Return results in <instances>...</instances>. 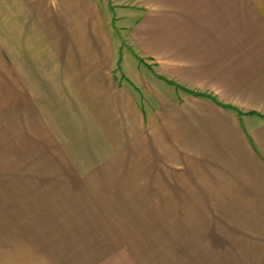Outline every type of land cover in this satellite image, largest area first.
<instances>
[{"label":"crops","instance_id":"1","mask_svg":"<svg viewBox=\"0 0 264 264\" xmlns=\"http://www.w3.org/2000/svg\"><path fill=\"white\" fill-rule=\"evenodd\" d=\"M115 3L127 49L159 86L138 78L155 99L150 119L115 79L114 32L100 0H0V117L48 127L66 100L80 102L78 86L99 93L93 131L128 134V150L147 154L138 181L146 199L117 192L112 200L114 192H88L78 177V192H40L42 220L32 228L0 216V264H262L264 0ZM85 106L73 108L94 116ZM137 123L142 131H129ZM54 131L38 148L52 147ZM37 200L24 202L27 212Z\"/></svg>","mask_w":264,"mask_h":264},{"label":"rangeland","instance_id":"2","mask_svg":"<svg viewBox=\"0 0 264 264\" xmlns=\"http://www.w3.org/2000/svg\"><path fill=\"white\" fill-rule=\"evenodd\" d=\"M100 1L108 9V19L114 32L117 50L115 52L116 67L113 69L115 79L119 82V87H124L131 92L130 103L136 105L140 113L139 118L141 119V115H143L145 121L150 119L155 108V99L148 92L146 86L148 89L153 84L159 86L152 73V68L143 65V61L139 62L137 56L127 49L123 37L124 31L121 29L122 9L120 5L116 4L115 0H108L107 3L106 0ZM139 76L143 77L142 80L146 82L145 88L140 84ZM67 87L65 86V89ZM78 87L79 93L76 98L80 102H74L72 99L66 100L67 107L65 113L60 116L58 124L53 121L47 127L44 121L37 118L25 121L26 117L19 116L15 123L13 119L10 122L9 117H0V146H2L0 148V216L21 217L16 219L18 220L16 221L17 226H21L23 220L28 221L31 228L33 223L41 222L42 218L38 220V217L43 213L44 207L42 206L44 204L40 201V192L69 194L80 191L83 186L87 188L88 192H114V195L109 196L112 200L117 192H134V197L126 199L135 198V202L146 199L142 195L139 197V192H144V190L139 191L138 181L139 168L142 169L141 176L144 178L143 171L147 154L137 158L139 155L136 151L128 150L129 144L126 145V143L134 142L128 134L113 132L107 134L93 131V129L100 130V127L94 128L93 125L96 114L99 113L95 106L100 94L96 93L95 96H91L83 86ZM75 103H78V106L85 104L86 106L82 110L88 111L92 105L95 115L83 116V111L80 110V112L73 108ZM135 119L138 120L137 116ZM84 120L87 126L84 125ZM29 122L31 126L26 125ZM49 127L56 130L51 133L52 137L48 139L52 147L45 150L38 148L41 138L45 136V130ZM142 127L137 123L130 127L129 131L134 133L136 128L142 131ZM136 138L140 139L138 134H136ZM14 144L30 145L31 149L8 147ZM107 145L110 149L107 148ZM122 145L125 146L124 150L121 148ZM136 145L135 143L133 147L136 148ZM120 164L125 165V170L124 166ZM77 177L85 181L81 187L78 185L81 184L79 179L77 180L78 184L73 183V179ZM127 178L128 181L125 180ZM63 197L66 198L64 201L68 202V197ZM11 199H13V210L7 211ZM27 199H35V201L38 199L39 206L33 211L27 212L24 205ZM119 199L122 204L123 197ZM26 214L32 217H25ZM29 226L24 225L26 229H29ZM29 230L31 233L34 231V229ZM260 263L264 264V262Z\"/></svg>","mask_w":264,"mask_h":264}]
</instances>
